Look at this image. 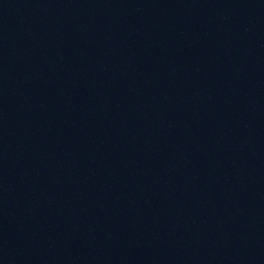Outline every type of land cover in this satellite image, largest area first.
I'll return each instance as SVG.
<instances>
[{
  "label": "water",
  "instance_id": "1",
  "mask_svg": "<svg viewBox=\"0 0 264 264\" xmlns=\"http://www.w3.org/2000/svg\"><path fill=\"white\" fill-rule=\"evenodd\" d=\"M222 0H0V264H181Z\"/></svg>",
  "mask_w": 264,
  "mask_h": 264
}]
</instances>
